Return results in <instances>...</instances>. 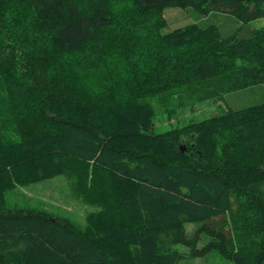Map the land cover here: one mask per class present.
<instances>
[{
    "label": "trees",
    "instance_id": "obj_1",
    "mask_svg": "<svg viewBox=\"0 0 264 264\" xmlns=\"http://www.w3.org/2000/svg\"><path fill=\"white\" fill-rule=\"evenodd\" d=\"M171 8L264 19V0H0V105L16 121L0 125V264H264V102L165 133L152 103L264 85V26L164 32ZM68 159L113 176L115 203L90 206L84 228L5 208L10 167L21 185L71 181Z\"/></svg>",
    "mask_w": 264,
    "mask_h": 264
},
{
    "label": "rangeland",
    "instance_id": "obj_2",
    "mask_svg": "<svg viewBox=\"0 0 264 264\" xmlns=\"http://www.w3.org/2000/svg\"><path fill=\"white\" fill-rule=\"evenodd\" d=\"M114 6L116 10L122 8V4L117 1L114 2ZM164 15L168 20L164 32H171L190 24H199L203 27L216 25L223 37L236 35L240 39H248L253 36V29L264 26V19L242 25L231 14L214 12L210 15H202L191 8L167 9ZM80 72L85 79L91 78L93 75V72L87 68L81 69ZM51 75L52 78L55 77L53 73ZM225 100L223 102L218 99H206L201 92L195 89H179L164 98L152 99L157 113V129L159 132L165 133L181 128L192 121H201L219 115L228 107L240 110L260 104L264 102V85L229 92L225 95ZM9 111L7 103L0 105V125L3 129L6 128L5 133L12 131L13 125L16 123ZM68 167L71 172V181L59 176L28 185L16 183V174L10 167L8 172L15 185L10 190L4 191L5 208L46 211L53 217L68 219L76 227L84 228L87 214L93 211L90 206L115 203L117 199L116 181L113 176L96 168L92 163L68 159ZM248 209L250 211L248 210L247 214L243 215L244 221L245 217L252 218L251 216H253L252 209ZM226 224L234 233L235 246H243L246 240L242 236H237L230 216L227 217ZM192 228V226H188L189 231ZM178 248L183 252L188 251L182 246H178ZM195 264L232 263L219 254L212 253L206 258L196 260Z\"/></svg>",
    "mask_w": 264,
    "mask_h": 264
}]
</instances>
